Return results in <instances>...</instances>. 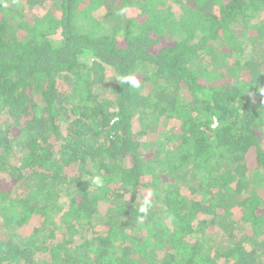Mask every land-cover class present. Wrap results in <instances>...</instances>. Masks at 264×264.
<instances>
[{
  "label": "trees",
  "instance_id": "16d2710c",
  "mask_svg": "<svg viewBox=\"0 0 264 264\" xmlns=\"http://www.w3.org/2000/svg\"><path fill=\"white\" fill-rule=\"evenodd\" d=\"M0 264H264V0H0Z\"/></svg>",
  "mask_w": 264,
  "mask_h": 264
},
{
  "label": "rangeland",
  "instance_id": "374dc122",
  "mask_svg": "<svg viewBox=\"0 0 264 264\" xmlns=\"http://www.w3.org/2000/svg\"><path fill=\"white\" fill-rule=\"evenodd\" d=\"M3 227V224H2V222H0V229Z\"/></svg>",
  "mask_w": 264,
  "mask_h": 264
}]
</instances>
